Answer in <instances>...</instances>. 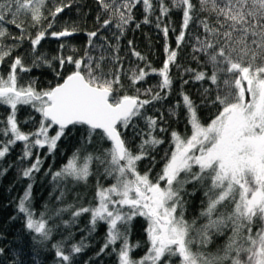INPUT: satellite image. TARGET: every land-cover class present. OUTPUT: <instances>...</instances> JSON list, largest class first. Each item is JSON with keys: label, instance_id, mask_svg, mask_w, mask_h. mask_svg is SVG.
<instances>
[{"label": "snow or ice", "instance_id": "snow-or-ice-1", "mask_svg": "<svg viewBox=\"0 0 264 264\" xmlns=\"http://www.w3.org/2000/svg\"><path fill=\"white\" fill-rule=\"evenodd\" d=\"M141 2L146 13L144 23H149L148 17L157 7L153 0H120L119 3L98 0L109 15L100 27L107 28L115 20L116 28L123 35L134 19L133 8ZM157 3L159 21L171 8L165 0H157ZM70 6L71 0L61 3L45 16L46 0H0V64L12 58L19 42L26 38L34 54L31 67L25 64L23 56L17 55L11 59L7 74H0V106L9 109L6 118L0 120V137L4 138L0 139V161L18 142L23 145L21 162L32 158L36 148L46 147L51 154L57 149L58 141L79 126L86 130L81 148L61 169L52 173V179L59 186L69 182L87 184L91 176H97L94 204L68 205L56 209L51 216L47 209L37 216L32 204V183L27 185L17 208L24 215L26 229L33 234V244L45 245L50 241L55 226H49V221L71 210L72 221H63L65 226L86 213L90 216L89 234L95 232L100 223L106 226L105 242L97 256L111 248L117 264H264V0H199L200 11L208 12L214 19H200L205 35L203 39L196 37L198 46H194V52L206 56L212 70L210 73L195 69L185 71L190 72L195 81H210L217 86L212 104L219 106L218 114L205 125L200 120L198 105L181 91V99L169 113L176 115L177 110L183 108L191 135L171 132L174 147L170 155L165 151L163 167L155 177L151 176L152 169L141 173L137 165L164 143L156 132L166 129L159 126L163 115L147 116L144 110L171 93L170 71L176 65L177 50L185 41L190 24L198 19L197 4L193 0H171V7L182 12L177 48L166 43V59L158 70L150 66V70L139 67L130 70L133 85L150 74H157L161 78L158 90L147 88L141 93L136 89V95L122 96L117 95L116 87L120 84V72L106 67L109 59L119 61L118 45L109 46L117 53L111 58L103 53L90 54L95 47L103 48L94 44L99 29L87 32L83 56L53 57L59 68L53 70L61 82L46 89L38 88L35 79L21 82L20 73L42 66L52 67V60L38 53L42 40L49 35L56 39L71 38L80 31L75 24L50 31L58 15ZM21 15L29 17L30 27L38 29L34 37L27 33L22 21L18 22ZM45 21L48 23L43 27ZM6 24L14 25L21 34L12 36ZM162 31L167 38L169 26L165 25ZM9 37L15 41L13 44L4 43ZM66 47L70 46L60 44L61 49ZM132 54L139 60L146 59L135 49ZM66 65H72L73 70L63 75ZM209 91L205 89L204 94ZM141 95L150 98L141 99ZM25 107L38 113L39 121L32 115L19 120L18 113ZM138 117L145 120L147 130L137 133L141 142L133 152L123 131ZM29 123L38 126L34 131H25L24 126ZM53 129L55 132L50 135ZM94 143L110 146L88 152L87 148ZM152 159L155 163V158ZM42 163L37 154L30 166L21 169L22 176L33 180ZM6 171V168L0 170V175ZM101 175L111 178L113 183L105 187L100 183ZM189 184L203 188L205 197L199 217L191 221L185 218L186 185ZM64 195L65 191L61 190L56 199L62 201ZM137 217L146 221L147 250L140 258H135L133 253L142 246L141 242L131 241L132 225ZM200 218L205 223L198 224ZM226 234L224 244L215 253L207 251L215 237ZM69 239L71 233L52 245L58 264H74V256L88 246L81 239L66 248ZM3 253L4 249L0 248V254Z\"/></svg>", "mask_w": 264, "mask_h": 264}, {"label": "trees", "instance_id": "trees-1", "mask_svg": "<svg viewBox=\"0 0 264 264\" xmlns=\"http://www.w3.org/2000/svg\"><path fill=\"white\" fill-rule=\"evenodd\" d=\"M110 2V0H109ZM120 0H117L119 3ZM197 4L196 15L198 19L194 23L190 24L188 31L186 32L185 41L180 45L176 60V65L172 66L170 75L173 79V86L171 93L166 99L158 102H153L150 106H146L144 112L147 116H154L159 118L163 115V120H160L159 126L166 129L165 132H156V135L164 140L162 145H159L154 151L149 152V156L138 162V171L144 173L149 169H152L151 176L155 177L157 173L163 167L165 151L170 152L174 147L171 143V132L177 131L182 136L191 135V126L188 123L183 108L177 110L176 115H170L169 109L172 108L178 100L181 99L180 92L188 94L192 100L198 105V114L200 120L205 125L211 121L218 114V105H213L212 100L215 99L217 93V86L212 85L210 81H195L190 72H186L185 69H195L197 71L211 72L212 66L208 64L206 56L199 52H194V46L197 45L196 37L204 38V30L200 24V19L210 17V14L205 11H200L199 0H193ZM61 3H69V0H46V7L44 10L45 16L49 15V12ZM153 3L157 5L156 11L149 15V23H144L145 15L143 3H139L133 8L134 19L125 28L123 35L120 30L115 26V20L107 27H100L103 24L104 19H108L109 15L104 11L98 0H71V6L65 8V10L58 15L53 22V27L50 31H60L62 28L77 25L80 29L71 38L56 39L50 35L42 40L38 46V53H42L46 58L52 60V67L42 66L39 68H32L30 72L20 73L22 77V83H28L35 79L38 88L46 89L51 85L61 82L56 77L53 69L58 68V63L53 57L59 55H75L80 57L84 55L87 45V32L96 31L99 29L98 38H94L95 45H103V48L95 47L91 50L90 54L93 56H99L103 53L105 56L111 58L112 55L117 54L113 52V49L109 46L119 47V61L112 62L109 59L106 62V67L113 69V71L120 72V84L117 95L122 96L124 94L136 95V89H140L141 93L147 88L157 89V85L160 82V77L153 73L148 75L145 80L133 85L131 83V69L150 68L160 69L166 59L165 45L166 43L171 48L176 49V36L179 34L180 25L182 23V12L179 9L171 7V0H165V3L169 4L171 11L167 16L161 17L157 21V17L160 16L157 0H153ZM99 17V19H97ZM11 17H9L10 19ZM52 18L49 16V20ZM23 22L24 27L27 29V33H30L33 37L36 34L37 28L30 27L31 20L25 15H21L18 18V22ZM48 21H45L43 27L47 26ZM157 23L160 27H157ZM137 24L140 26L137 27ZM167 25L170 28L167 38H165L162 28ZM9 32L12 36H19L21 34L20 29L14 25L6 24ZM171 29H175L172 31ZM26 33V35H27ZM119 37V40H117ZM106 38V39H101ZM129 41L132 42L129 45ZM15 41L9 37L4 41L5 44H13ZM61 43H66L70 47L64 49L60 48ZM139 52L144 56L145 60H139L132 54V50ZM21 55L24 57L25 64L31 67L33 53L31 51V45L29 39H24L19 42L13 52V57ZM195 57V58H194ZM6 60L4 64H0V74L6 75L8 72V65L11 63V59ZM73 70L72 65H66L65 70L62 72L66 75L67 72ZM187 80L188 83H184ZM223 85L221 84V88ZM205 89H210L207 95L204 94ZM147 95H141V99H149ZM9 109L4 106H0V120H4ZM28 115H32L39 121L40 116L35 113L31 108H22L18 113V119L24 120ZM38 124L33 125L31 123L24 126L25 131H34ZM146 131V123L142 117L133 118L131 125L128 129L123 131L124 137L128 141V146L133 152L137 151V146L141 142L140 135L137 133ZM55 129L51 130V134H54ZM86 135V130L83 127H77L66 137H63L58 141V147L53 153H48L47 148L33 149V157L21 162L22 156V143L18 142L13 146L10 153L0 161V170L6 168L7 171L3 175H0V248L4 249V253L0 254V264H58V258L55 256V249L52 245L58 241L65 240L71 233V239L67 240L65 247H70L73 243H79L83 239L84 243L88 245L84 251L74 256V264H117V258L111 248L106 249L104 253L97 256L100 248L105 242L106 226L100 223L97 226L95 232L89 234V214H83L75 223H70L65 226L63 221H72L71 210L64 212L59 217H53L49 221V226H55L52 233V239L45 245H34L32 241V233L25 227L24 215L18 212V202L21 196H23L25 189L29 183H32V204L37 214L48 210V215L61 207H67L68 205H75L76 207L88 206L95 203V192L97 184V176L93 175L89 178L87 184L78 183L73 184L71 182L57 185L52 179V173L61 169V167L68 161L73 153L80 149L82 146V136ZM0 139H4L0 137ZM110 145L108 143H94L87 148L88 152H93L96 148H106ZM39 154L43 161L41 170L34 174V179L29 180L22 176L21 169L30 166L35 160V156ZM155 158V163L153 159ZM197 170V169H194ZM100 173H103V168L99 169ZM93 172H96V166H93ZM100 183L105 187L113 183L111 178H104L101 175ZM163 186V184H162ZM61 190L65 191V195L61 200H57L56 197L60 196ZM187 195H185L186 212L185 218L191 221L193 218L199 217L202 202L205 200L204 189L199 185H186ZM205 223L203 218L198 220V224ZM146 227V221L143 217H137L133 221L131 241L133 243L139 241L142 246L136 249L133 253L135 258H140L147 250V245L144 243L146 235L144 229ZM227 234L224 236H217L211 245L208 246L207 251L215 253L216 250L221 247ZM119 247V244L116 245Z\"/></svg>", "mask_w": 264, "mask_h": 264}, {"label": "rangeland", "instance_id": "rangeland-1", "mask_svg": "<svg viewBox=\"0 0 264 264\" xmlns=\"http://www.w3.org/2000/svg\"><path fill=\"white\" fill-rule=\"evenodd\" d=\"M50 135H52V134H51V130H50Z\"/></svg>", "mask_w": 264, "mask_h": 264}]
</instances>
